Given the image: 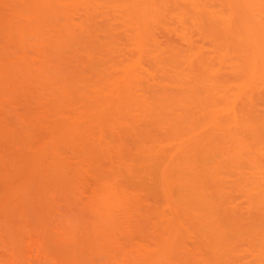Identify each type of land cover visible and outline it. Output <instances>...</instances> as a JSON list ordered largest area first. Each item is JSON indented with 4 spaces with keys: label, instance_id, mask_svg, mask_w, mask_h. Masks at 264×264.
Listing matches in <instances>:
<instances>
[{
    "label": "rangeland",
    "instance_id": "374dc122",
    "mask_svg": "<svg viewBox=\"0 0 264 264\" xmlns=\"http://www.w3.org/2000/svg\"><path fill=\"white\" fill-rule=\"evenodd\" d=\"M233 12L264 32V0H0V264H264Z\"/></svg>",
    "mask_w": 264,
    "mask_h": 264
},
{
    "label": "bare ground",
    "instance_id": "6f19581e",
    "mask_svg": "<svg viewBox=\"0 0 264 264\" xmlns=\"http://www.w3.org/2000/svg\"><path fill=\"white\" fill-rule=\"evenodd\" d=\"M245 6L247 7V5ZM237 13L238 12H233L231 15L229 14L225 18H222L223 20L221 24L223 25V33L225 36L224 39L226 40V43H223V49L226 53L231 50V52L236 56L237 62L234 64V67H243V70L246 71L247 80L264 81V32L261 27L263 24L261 22L260 26L258 18L256 19L258 20V25L255 24L257 25L256 29L254 28L255 30H250L245 18L243 17L241 19L239 16H237ZM193 17L199 18V15L194 13ZM201 30L204 32L207 31L205 28H201ZM232 33H235V36L237 37L236 43H231L229 41ZM213 36L216 38L215 34H213ZM216 40L218 39L216 38ZM259 65L260 67H258Z\"/></svg>",
    "mask_w": 264,
    "mask_h": 264
}]
</instances>
